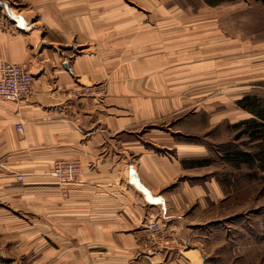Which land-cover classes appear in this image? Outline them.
Wrapping results in <instances>:
<instances>
[{"label": "crops", "instance_id": "crops-1", "mask_svg": "<svg viewBox=\"0 0 264 264\" xmlns=\"http://www.w3.org/2000/svg\"><path fill=\"white\" fill-rule=\"evenodd\" d=\"M238 4L247 12L250 2L0 0V64H24L34 78L28 99L0 102V231L31 247L28 259L38 245L40 264H132L139 249L148 253L141 264L206 263L200 247L189 249L184 185L174 186L180 174L207 166L204 148L184 144L170 158V125L145 127L192 100L170 90L173 39L208 30L209 38L227 30L238 39L233 15L209 10ZM82 85L90 94L76 99ZM238 102L247 117L232 127L246 126L259 155L264 99L254 98V109ZM59 159L78 161L79 182L59 185L47 174ZM150 218L160 225L155 235ZM168 238L170 253L161 247Z\"/></svg>", "mask_w": 264, "mask_h": 264}, {"label": "rangeland", "instance_id": "rangeland-1", "mask_svg": "<svg viewBox=\"0 0 264 264\" xmlns=\"http://www.w3.org/2000/svg\"><path fill=\"white\" fill-rule=\"evenodd\" d=\"M240 1L250 2L245 6L247 12H240L241 4L232 5V9H209L233 15V22L239 25L237 33L242 34L238 39L224 29L216 38H209L212 32L208 30L206 36L192 33L189 40L182 36L173 39L170 90L192 100L171 113L168 121L145 127L161 131L170 125V158H175L184 144L204 148L207 166L180 174L174 186L184 185L181 209L190 228L189 249L200 247L205 264H264V162L257 157L259 148L243 133L246 126L239 130L232 127L237 117H247L241 107L237 114L238 101L240 106L254 109L253 99H264V0ZM184 70L190 85L183 84ZM249 98L252 100H246ZM234 151H239L238 158L230 157ZM246 154L250 158L244 160ZM56 161L47 171L49 176ZM16 176L23 181L22 173ZM193 185L200 192L197 198L190 197ZM26 217L35 220L33 215ZM161 247L170 253V238ZM29 248L17 235L0 231V264H40L39 246L30 259L26 254ZM143 250L134 252L132 264L144 261L148 253ZM46 262L43 258V264Z\"/></svg>", "mask_w": 264, "mask_h": 264}, {"label": "built area", "instance_id": "built-area-1", "mask_svg": "<svg viewBox=\"0 0 264 264\" xmlns=\"http://www.w3.org/2000/svg\"><path fill=\"white\" fill-rule=\"evenodd\" d=\"M34 78L24 64H14L3 61L0 64V102L19 103L28 99L33 90ZM90 94V89L85 86L77 88L73 96L82 98ZM22 123L16 124V129L22 132ZM81 173L80 164L77 161H56L50 175L59 185L74 183ZM147 228L155 235L160 230L157 220L148 219Z\"/></svg>", "mask_w": 264, "mask_h": 264}, {"label": "trees", "instance_id": "trees-1", "mask_svg": "<svg viewBox=\"0 0 264 264\" xmlns=\"http://www.w3.org/2000/svg\"><path fill=\"white\" fill-rule=\"evenodd\" d=\"M263 150V149H262ZM242 154V153H241ZM258 157H260V160L262 162H264V151L260 152V154L258 155ZM247 158H250L249 155H243V159L246 160Z\"/></svg>", "mask_w": 264, "mask_h": 264}]
</instances>
